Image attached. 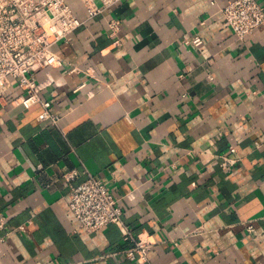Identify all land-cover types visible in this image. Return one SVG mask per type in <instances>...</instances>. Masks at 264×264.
<instances>
[{"label": "crops", "instance_id": "obj_1", "mask_svg": "<svg viewBox=\"0 0 264 264\" xmlns=\"http://www.w3.org/2000/svg\"><path fill=\"white\" fill-rule=\"evenodd\" d=\"M66 1L85 23L55 47L64 66L37 72L60 125L17 85L0 100V264H264V24L238 40L230 0H124L94 18ZM224 155L239 160L224 170ZM88 171L157 241L149 262L108 255L132 243L122 224L79 228L68 195Z\"/></svg>", "mask_w": 264, "mask_h": 264}, {"label": "built area", "instance_id": "obj_2", "mask_svg": "<svg viewBox=\"0 0 264 264\" xmlns=\"http://www.w3.org/2000/svg\"><path fill=\"white\" fill-rule=\"evenodd\" d=\"M89 18L104 14L111 7L124 0H81ZM226 22L238 40H244L264 24V6L260 0H230L222 8ZM66 0H0V100L8 98L9 89L18 86L22 95L15 100L29 108L40 104L42 110L37 119L59 126L61 115L53 110L52 100L42 93L37 72L47 67H62L65 60L55 51V47L70 40V37L84 24ZM112 35L120 30L121 21L111 20ZM186 44L199 47L203 44L201 36L186 37ZM119 43L116 41L115 44ZM76 71L75 68L71 72ZM209 78L213 79L212 73ZM54 81L47 87L60 85ZM108 85V84H106ZM230 153L238 152L230 146ZM224 170L234 167L239 160L232 155L222 156ZM68 181L76 177L71 171L65 175ZM68 204L79 222V228L89 233L96 232L110 224H122L125 228L124 239L132 243L117 253L139 263L149 262V253L157 241L134 235L124 223V208L113 195L110 187L93 173L79 184H71ZM8 217L0 212V230L6 228ZM24 228L23 226H21ZM201 225L194 233H202ZM253 231V226H249Z\"/></svg>", "mask_w": 264, "mask_h": 264}]
</instances>
